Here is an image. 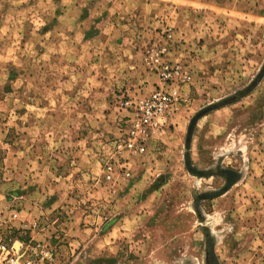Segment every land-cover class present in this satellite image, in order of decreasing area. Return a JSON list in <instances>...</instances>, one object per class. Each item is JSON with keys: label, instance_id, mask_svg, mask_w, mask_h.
I'll list each match as a JSON object with an SVG mask.
<instances>
[{"label": "rangeland", "instance_id": "rangeland-1", "mask_svg": "<svg viewBox=\"0 0 264 264\" xmlns=\"http://www.w3.org/2000/svg\"><path fill=\"white\" fill-rule=\"evenodd\" d=\"M159 88L109 174L120 103ZM0 222L61 264H264V0H0Z\"/></svg>", "mask_w": 264, "mask_h": 264}, {"label": "built area", "instance_id": "built-area-1", "mask_svg": "<svg viewBox=\"0 0 264 264\" xmlns=\"http://www.w3.org/2000/svg\"><path fill=\"white\" fill-rule=\"evenodd\" d=\"M150 62L164 84L175 85L190 79L180 66L171 65L159 52L150 56ZM175 103V95L163 88L120 103L125 113L118 119L119 135L111 143L110 159L105 164L109 174L130 176L131 161L145 152L150 136L162 128ZM0 264L61 263L56 249L32 239L24 241L8 233L0 222Z\"/></svg>", "mask_w": 264, "mask_h": 264}, {"label": "crops", "instance_id": "crops-1", "mask_svg": "<svg viewBox=\"0 0 264 264\" xmlns=\"http://www.w3.org/2000/svg\"><path fill=\"white\" fill-rule=\"evenodd\" d=\"M182 1H188V0H182Z\"/></svg>", "mask_w": 264, "mask_h": 264}]
</instances>
